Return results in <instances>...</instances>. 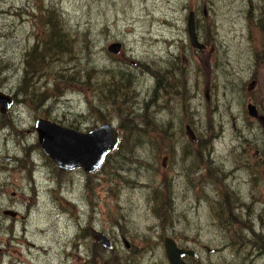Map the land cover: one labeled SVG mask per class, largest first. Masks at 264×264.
<instances>
[{
    "label": "rangeland",
    "instance_id": "rangeland-1",
    "mask_svg": "<svg viewBox=\"0 0 264 264\" xmlns=\"http://www.w3.org/2000/svg\"><path fill=\"white\" fill-rule=\"evenodd\" d=\"M189 10L198 37L208 22L211 50L190 46ZM261 16L264 0H0V89L13 97L0 113V264H168L164 235L196 251L190 264H264V132L245 110L264 95ZM49 20L68 49L47 51ZM27 51L46 66L34 89H18ZM173 66L171 87L153 89ZM65 67L69 83L56 78ZM121 72L129 88L108 92ZM36 117L79 130L109 119L120 139L91 172L58 168Z\"/></svg>",
    "mask_w": 264,
    "mask_h": 264
},
{
    "label": "water",
    "instance_id": "water-1",
    "mask_svg": "<svg viewBox=\"0 0 264 264\" xmlns=\"http://www.w3.org/2000/svg\"><path fill=\"white\" fill-rule=\"evenodd\" d=\"M186 32L192 47H203V43L197 38L192 10L187 12ZM119 48V41L109 42L106 45V49L112 53L117 52ZM204 92L206 94V89ZM12 102V95L0 89V113L7 110ZM246 112L250 116H257L255 105L250 102L246 104ZM257 117L261 119V116ZM33 128L42 152L57 167L63 169L81 168L85 172H91L101 164L108 152L116 148L119 141V129L111 120H104L87 130H79L44 117H36ZM184 133L189 140L195 138L193 130L187 124L184 125ZM2 211L11 216L15 214L9 208H4ZM88 233L100 244L111 246L110 239L103 231L89 227ZM162 246L168 264H189L183 256H195L191 248L177 245L169 235L162 237Z\"/></svg>",
    "mask_w": 264,
    "mask_h": 264
},
{
    "label": "trees",
    "instance_id": "trees-1",
    "mask_svg": "<svg viewBox=\"0 0 264 264\" xmlns=\"http://www.w3.org/2000/svg\"><path fill=\"white\" fill-rule=\"evenodd\" d=\"M260 20L261 19H259V21H257L256 25L260 28V30H262V32H264V23H262ZM48 23L50 25L51 24H53V25H51V28H52L51 35L49 36L48 40L46 41V46H47L46 49H47V51L52 50V51H55L57 53L61 52V51L64 50V47H65V44L63 42L64 41V35L67 38V44H69L68 36H67V34L60 35L57 32V29L55 28V24H54L55 22L53 20H49ZM66 49H68V47H65V50ZM35 54H36V52H34V51L31 54L27 51L28 59L26 60V62H29V63H27L28 66H25V68H24V71H23V74H22L18 89H34V83H35L36 79H33V76H35L37 74L39 76L43 72L42 68L44 67V69H45L46 65H37L38 64L37 60L29 61L31 59V55L34 56ZM31 66L32 67L34 66L33 68H38V69H30ZM66 68L67 67L57 71L56 78H59V79H57L59 82L66 81V82L69 83L67 78L63 76V75H65L64 71H65ZM175 70H177V67L173 66L172 68L169 67V68L163 69L162 70L163 72H158V73L155 72L154 73V75H155L154 78L155 79H154V88L153 89L157 90V89L161 88L160 90H162V91L164 89H169L171 87V85H172L170 77L171 76H175ZM77 71H78V69H76V68L71 71L72 76H73L74 79L77 76ZM88 71H92V69L90 68L86 72H88ZM39 72H41V73H39ZM28 73H30V75H28ZM161 73L164 76L167 77V82L165 81V83H163L162 81H160L159 77H160ZM119 76H120L119 79H115V81H110V82L107 83L108 87L111 86V88H109L108 92H110V90L113 89L114 92L116 93V92H119L121 90L129 88L130 82H131V76H130L129 72H127L126 75L123 72H121V73H119ZM58 81H55L52 84V86L49 87L50 89H54L57 92V94H59L61 92V88L58 87V83H59ZM155 90H154V92H155ZM170 92H174V89L173 88L170 89ZM26 93H28L31 98H35L38 102L41 100V98H42V96L44 94V92H37L36 93L34 91H27V90L25 91V94ZM87 104H88V108L91 109L92 108V103L90 101H87ZM129 127L132 130V127L131 126H129ZM152 129H155V127L153 126ZM156 129H158V128H156ZM197 154H198V150H197ZM156 214L159 217H163L164 216V211L161 213L162 215L159 213V211H156Z\"/></svg>",
    "mask_w": 264,
    "mask_h": 264
},
{
    "label": "flooded vegetation",
    "instance_id": "flooded-vegetation-1",
    "mask_svg": "<svg viewBox=\"0 0 264 264\" xmlns=\"http://www.w3.org/2000/svg\"><path fill=\"white\" fill-rule=\"evenodd\" d=\"M205 14V12H204ZM196 16H194V21L196 22V19H195ZM260 19L262 20V16L260 17ZM196 29V28H195ZM197 33V31H196ZM197 37H198V34H197ZM198 39L203 43V47L202 48H198V49H202L203 51L205 50V48H207L208 50V45L210 46V50H211V43H210V39H211V33H210V30H208V22L206 23V25L203 27V32H202V35L201 37H198ZM207 50H206V53H207ZM256 76V75H255ZM255 82V79H251L250 83L253 84ZM205 91V89H204ZM207 91L208 89H206V94L204 92V96L207 98ZM186 92H187V89H186ZM191 94V93H190ZM261 96V99H257L255 101H251L250 99H248V101L245 103V110H246V104L248 102L252 103L255 105V108H256V114L257 116H261V119H259L257 116H250L252 119H254L255 121H257L259 123V126L261 127L260 130L264 132V95H260ZM247 113V112H246ZM184 124H187L190 126V128L193 130L194 132V135H195V138L193 140H190V143L192 145L196 144V145H201L200 147L203 148V144H201L202 142V139L197 135L195 134V129H193V124L192 123H184ZM184 129V127H183ZM205 146V145H204ZM193 149L189 150L190 153H193L192 152ZM207 163V162H206ZM207 172L210 174V177L214 178V179H223L224 178V174L222 175V177L218 178L216 175L214 174H211L212 171L211 169H207ZM209 176V175H208ZM213 182V185H215V183H220L222 184V186H224V183L222 181H212ZM0 194H1V190H0ZM126 241H124L125 243ZM128 245V244H127ZM186 257V256H184ZM183 257V258H184Z\"/></svg>",
    "mask_w": 264,
    "mask_h": 264
},
{
    "label": "bare ground",
    "instance_id": "bare-ground-1",
    "mask_svg": "<svg viewBox=\"0 0 264 264\" xmlns=\"http://www.w3.org/2000/svg\"><path fill=\"white\" fill-rule=\"evenodd\" d=\"M196 30V29H195ZM190 127V126H189ZM111 241V240H110ZM111 246H112V242H111ZM110 246V247H111ZM190 248V247H189ZM212 248V247H211ZM192 249V248H191ZM194 252H195V255H196V251L194 249H192ZM186 261V260H185ZM187 262V261H186ZM188 263V262H187ZM190 264V263H189Z\"/></svg>",
    "mask_w": 264,
    "mask_h": 264
}]
</instances>
